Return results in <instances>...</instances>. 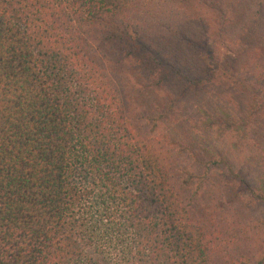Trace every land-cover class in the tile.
<instances>
[{
    "label": "trees",
    "instance_id": "16d2710c",
    "mask_svg": "<svg viewBox=\"0 0 264 264\" xmlns=\"http://www.w3.org/2000/svg\"><path fill=\"white\" fill-rule=\"evenodd\" d=\"M0 264H264V0H0Z\"/></svg>",
    "mask_w": 264,
    "mask_h": 264
}]
</instances>
